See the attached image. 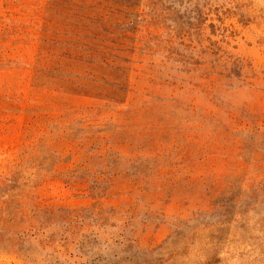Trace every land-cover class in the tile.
Listing matches in <instances>:
<instances>
[{
    "label": "rangeland",
    "instance_id": "1",
    "mask_svg": "<svg viewBox=\"0 0 264 264\" xmlns=\"http://www.w3.org/2000/svg\"><path fill=\"white\" fill-rule=\"evenodd\" d=\"M0 264H264V0H0Z\"/></svg>",
    "mask_w": 264,
    "mask_h": 264
}]
</instances>
